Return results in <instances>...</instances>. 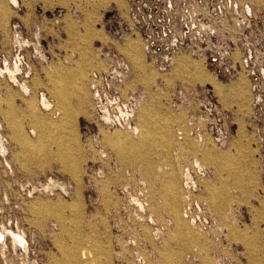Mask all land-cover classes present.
I'll use <instances>...</instances> for the list:
<instances>
[{
    "label": "rangeland",
    "instance_id": "1",
    "mask_svg": "<svg viewBox=\"0 0 264 264\" xmlns=\"http://www.w3.org/2000/svg\"><path fill=\"white\" fill-rule=\"evenodd\" d=\"M15 2L0 0V67L21 62L0 76V264H264V24L249 67L185 54L159 71L125 0Z\"/></svg>",
    "mask_w": 264,
    "mask_h": 264
},
{
    "label": "built area",
    "instance_id": "2",
    "mask_svg": "<svg viewBox=\"0 0 264 264\" xmlns=\"http://www.w3.org/2000/svg\"><path fill=\"white\" fill-rule=\"evenodd\" d=\"M118 16L130 35L140 37L157 70L167 71L187 54L202 60L217 75L250 66V46L243 41L258 22L264 24V17L256 15L249 0H125ZM10 30L18 34V50L38 52L30 37H21L18 24L13 23ZM39 50L34 55L42 53L40 41ZM105 59L115 61L107 54Z\"/></svg>",
    "mask_w": 264,
    "mask_h": 264
},
{
    "label": "bare ground",
    "instance_id": "3",
    "mask_svg": "<svg viewBox=\"0 0 264 264\" xmlns=\"http://www.w3.org/2000/svg\"><path fill=\"white\" fill-rule=\"evenodd\" d=\"M8 1H9L10 4L16 3L15 0H8ZM16 62L19 64L18 61H16ZM16 62L12 66H9L6 62L3 63L4 66L3 67H0V76H4V77L6 76L10 80L16 81L15 80L16 79V75L18 74V72H17L18 71V64ZM21 89L26 94H27V92H29V89L24 84H21ZM38 102H39L40 105L42 104L46 108L49 107V102H47L46 99H45V97H43V96L38 98ZM0 142H1V135H0ZM0 145H2V142L0 143ZM0 240L1 241H4V236H3V233L2 232L0 233Z\"/></svg>",
    "mask_w": 264,
    "mask_h": 264
},
{
    "label": "crops",
    "instance_id": "4",
    "mask_svg": "<svg viewBox=\"0 0 264 264\" xmlns=\"http://www.w3.org/2000/svg\"><path fill=\"white\" fill-rule=\"evenodd\" d=\"M17 72L19 73V69H18V71H17ZM17 75H18V74H17ZM17 75H16V76H17Z\"/></svg>",
    "mask_w": 264,
    "mask_h": 264
}]
</instances>
